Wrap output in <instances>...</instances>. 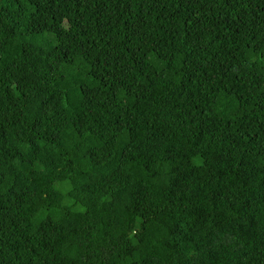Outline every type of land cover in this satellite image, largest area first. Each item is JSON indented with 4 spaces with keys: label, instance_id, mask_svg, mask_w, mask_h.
<instances>
[{
    "label": "trees",
    "instance_id": "1",
    "mask_svg": "<svg viewBox=\"0 0 264 264\" xmlns=\"http://www.w3.org/2000/svg\"><path fill=\"white\" fill-rule=\"evenodd\" d=\"M0 264H264V0H0Z\"/></svg>",
    "mask_w": 264,
    "mask_h": 264
}]
</instances>
